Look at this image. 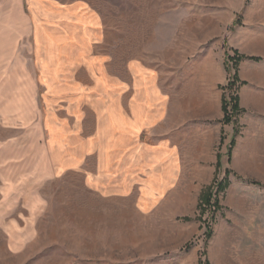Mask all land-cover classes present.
Returning <instances> with one entry per match:
<instances>
[{
    "label": "rangeland",
    "instance_id": "374dc122",
    "mask_svg": "<svg viewBox=\"0 0 264 264\" xmlns=\"http://www.w3.org/2000/svg\"><path fill=\"white\" fill-rule=\"evenodd\" d=\"M44 2L0 0V264H264V0ZM117 75L130 140L80 96Z\"/></svg>",
    "mask_w": 264,
    "mask_h": 264
},
{
    "label": "crops",
    "instance_id": "0c3cea01",
    "mask_svg": "<svg viewBox=\"0 0 264 264\" xmlns=\"http://www.w3.org/2000/svg\"><path fill=\"white\" fill-rule=\"evenodd\" d=\"M11 1H13V2L16 1V4H20L21 6L23 4V1H25V3L28 6V10L31 12H36V11L40 10V7L45 4L49 7V9L51 11H54L53 17L57 18V20H58V22H56L57 25L58 24L60 25L63 23V26H65V23H66L67 27L70 26L69 25L70 23L68 21V17H69V14L67 12L68 9L65 7H60V6L56 7L54 5H49L47 2H44V0H2V6L4 7L8 2H11ZM36 19L38 20V17H35V15L31 14L30 27H31L32 42L33 43L35 42V39L37 37L36 27L38 25H37ZM59 21H60V23H59ZM80 28L82 29V31H75V33H77V35H74V36L68 35L69 36V37H67L68 39L64 42V47H63L64 53L66 54L68 59H73V60H77V59L83 60V59H89V58L91 59L93 57L98 59V57L95 56L96 53H94V52H96V47H97V44H99L100 38H97V36L94 34L95 33L94 30H87V29H84L82 26ZM83 69L85 71V75L87 76L86 68H83ZM78 72H83V70L79 67ZM94 76H95V74H94ZM119 79L120 78L117 75V77L115 78L116 83L113 80H111L113 83L111 85H114V86L110 85V87L114 89L115 101L111 102L110 104H108L106 102L102 103L103 101L101 99L106 98L107 97L106 94L101 93L99 96V95L93 93V92H95L94 84H92V83L83 84V81L78 80V79H75V80H78L79 87L81 86V87L85 88L83 91L80 90V92H83L82 94H80V96L83 97V100L87 101L85 107H89V108L94 109V115L98 116L97 119H94V122L102 123V124H104V122L108 123V120H107L104 113H105V110L110 109V111L112 112V115H113V113H115L116 114L115 116L118 117V119H119L117 121L118 125L116 127L113 126L114 131L116 132V134L122 133V135H127V136L129 135L128 139L130 140L131 138H134L133 136L136 133L134 127L130 125V123H131L130 117H133V113H134V99H133V94L132 95L130 94V93H132L130 88H129L130 85L124 83L125 85H123L121 87L119 85ZM97 82H98V80L94 79L93 83L96 84ZM122 82H125V81H122ZM86 83H87V81H86ZM90 88H92V89H90ZM90 91L92 92V95H89L87 93ZM84 92L86 94H84ZM100 97H101V99H100ZM128 107H130V111L128 110ZM119 115L121 116V118L119 117ZM84 116H86V115L82 114V115H80V117L78 116L76 118H79L80 120H84ZM89 117H92V116L90 115ZM128 119H129V121H128ZM72 120L75 121L74 119H72ZM79 123H82V121H79ZM82 128L83 127H79L80 130ZM82 131H83V129H82ZM177 134L178 133H175V136ZM93 135L96 136V132H94ZM128 142L129 141H127V143ZM126 147L120 148V149H118V151L123 152V153H124V150H126L125 152L130 151V149L126 148ZM85 152H87V151H85ZM123 153H121V154L123 155ZM127 154H128V152H127ZM85 155H86V153H84L82 155V157L80 159V163H81V161L82 162L85 161ZM164 156L166 157V153L164 154ZM166 161L167 160H165V162ZM80 166H81L80 171L83 170V168H85V166L83 164ZM178 172H179V169H173V171L170 173L168 178L165 177L166 183L167 182L169 183L170 181H177L179 178ZM173 174L175 175V178H172ZM117 176L119 179H123V178L128 179V177H129V175H117ZM164 183H165V181H164Z\"/></svg>",
    "mask_w": 264,
    "mask_h": 264
},
{
    "label": "trees",
    "instance_id": "16d2710c",
    "mask_svg": "<svg viewBox=\"0 0 264 264\" xmlns=\"http://www.w3.org/2000/svg\"><path fill=\"white\" fill-rule=\"evenodd\" d=\"M234 108H236L237 109V104H236V102L234 103ZM225 109H223V111H224ZM227 119V118H226ZM228 120V119H227Z\"/></svg>",
    "mask_w": 264,
    "mask_h": 264
}]
</instances>
